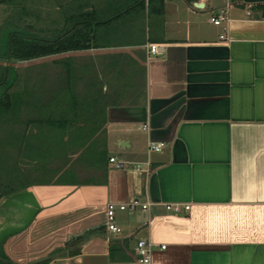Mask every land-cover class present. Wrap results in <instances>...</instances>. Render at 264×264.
I'll return each mask as SVG.
<instances>
[{"label": "crops", "instance_id": "1", "mask_svg": "<svg viewBox=\"0 0 264 264\" xmlns=\"http://www.w3.org/2000/svg\"><path fill=\"white\" fill-rule=\"evenodd\" d=\"M95 30V46L32 59L25 87L40 115L66 110L75 131L86 126L82 138L104 141L107 158L141 169L74 162L76 183L1 197L8 261L134 264L135 240L149 238L151 264H264V0H163L160 13L130 11ZM149 140L163 146L149 151ZM132 197L152 205L116 211L119 232L106 231L104 200ZM174 202L189 208L164 209Z\"/></svg>", "mask_w": 264, "mask_h": 264}, {"label": "trees", "instance_id": "2", "mask_svg": "<svg viewBox=\"0 0 264 264\" xmlns=\"http://www.w3.org/2000/svg\"><path fill=\"white\" fill-rule=\"evenodd\" d=\"M24 1L26 0H0L14 5ZM104 1L108 7L104 11L92 7L87 10L85 0L66 4V9L60 10L56 24L41 30L33 29L28 23L19 26V21H22L21 13L14 18L15 24H8L0 42V198L34 182L76 183L79 179L71 169L74 162L89 164L95 168H100L107 162L104 141L82 138L83 134H87L86 126H80L75 131L67 123L69 119L64 114L66 110L61 111L62 118L59 120H55L50 114L40 115L36 107V94L25 87L27 84L13 88L16 77L10 64L86 49L94 45L97 26L130 11L145 9L147 15L160 13L163 6V0ZM96 2L100 4L101 1L94 0L93 3ZM20 8L25 13L23 4H20ZM74 132L82 135H72ZM43 133L49 135H43L45 139H38ZM3 145L6 147L2 148ZM7 145L15 149L12 160ZM53 164L56 165L53 167ZM100 229L102 228L98 226L95 230ZM82 237L71 238L65 245L71 246ZM113 249L114 246L109 245V257ZM76 250L72 249L67 253L73 254ZM47 260L31 264H44ZM0 264H13L8 261L1 248Z\"/></svg>", "mask_w": 264, "mask_h": 264}, {"label": "rangeland", "instance_id": "3", "mask_svg": "<svg viewBox=\"0 0 264 264\" xmlns=\"http://www.w3.org/2000/svg\"><path fill=\"white\" fill-rule=\"evenodd\" d=\"M80 0H77V2ZM75 3L76 0H26L24 2H19V4L14 5L12 3L0 2V42L3 34L6 32V29L9 25L15 24L16 15L21 13L20 18L22 21H19V26L28 23L33 26V29H44L46 27L53 26L56 24L60 17V10L66 9V4ZM85 2H88L85 0ZM20 4H23L24 11L20 8ZM9 24V25H8ZM15 72V81L13 88H20L23 83L33 84L34 79H29L28 76L35 74L38 70L37 60H28V61H14L10 62ZM2 134V133H1ZM6 146L3 145L2 148ZM7 150L11 160L15 157V149L7 145ZM22 197V196H20ZM21 198L17 199L20 201ZM139 199V198H138ZM18 201V202H19ZM141 201V199H139ZM5 206L3 202L2 207ZM14 207H19L17 204H14ZM182 210L180 209L178 213ZM4 216L0 215V221ZM10 230V229H8Z\"/></svg>", "mask_w": 264, "mask_h": 264}, {"label": "built area", "instance_id": "4", "mask_svg": "<svg viewBox=\"0 0 264 264\" xmlns=\"http://www.w3.org/2000/svg\"><path fill=\"white\" fill-rule=\"evenodd\" d=\"M224 5L227 6L232 0H222ZM225 19V15L222 13H216L215 15H211L209 17V21L218 25L222 20ZM219 37H222L221 35ZM149 52H156V46L154 44L149 45ZM163 146V142H155V141H147L146 149L149 151H159ZM108 163L111 165L113 169L117 170H125V169H133L140 170L141 164L139 162L126 161L123 159H117L114 156H109L107 158ZM146 167L148 166L147 162H144ZM152 203L148 200L139 201L137 197H132L128 201L124 202H113L106 201L103 207V226L106 231H109L113 234H117L119 232V228L116 226L114 222L116 211H133L135 209L140 210H149ZM163 207L165 210L171 212H178L180 209L187 210L189 208L188 204H180V203H164ZM153 243L149 240V238H137L134 243V254L135 261L134 264H151L150 257L153 251ZM163 248V245H160Z\"/></svg>", "mask_w": 264, "mask_h": 264}, {"label": "water", "instance_id": "5", "mask_svg": "<svg viewBox=\"0 0 264 264\" xmlns=\"http://www.w3.org/2000/svg\"><path fill=\"white\" fill-rule=\"evenodd\" d=\"M130 199H131V198H130ZM130 199H128V200H130ZM128 200H125V201H128ZM106 201H111V200L105 199V200H104V203H105Z\"/></svg>", "mask_w": 264, "mask_h": 264}]
</instances>
